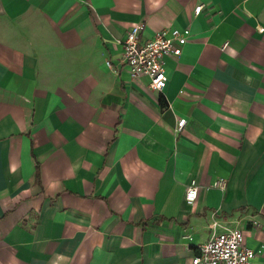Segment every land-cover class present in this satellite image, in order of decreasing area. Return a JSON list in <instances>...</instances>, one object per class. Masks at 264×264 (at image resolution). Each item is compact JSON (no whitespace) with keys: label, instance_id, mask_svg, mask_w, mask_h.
<instances>
[{"label":"crops","instance_id":"0c3cea01","mask_svg":"<svg viewBox=\"0 0 264 264\" xmlns=\"http://www.w3.org/2000/svg\"><path fill=\"white\" fill-rule=\"evenodd\" d=\"M139 21L189 28L162 91L116 60ZM226 228L264 243V0H0V264H192Z\"/></svg>","mask_w":264,"mask_h":264},{"label":"built area","instance_id":"2783aa9c","mask_svg":"<svg viewBox=\"0 0 264 264\" xmlns=\"http://www.w3.org/2000/svg\"><path fill=\"white\" fill-rule=\"evenodd\" d=\"M202 8L203 4H197L194 12L199 13ZM144 26L143 21L134 22L122 38L114 39L113 43L120 45V53L116 60L127 66L131 78L146 75L149 78L148 86L153 90L162 91L167 80L165 57L181 53L182 46L189 36V28L187 26L182 29L163 28L156 30L150 38H141L140 33ZM227 45V42H224L222 48ZM105 64L109 68H114L110 59H106ZM185 123L184 117H178L174 130H180ZM212 185L222 190L226 185V178L218 177ZM198 187L194 179L186 185L187 203L193 202ZM252 222L258 225L256 220ZM215 224L216 221L213 220L211 226ZM196 247L197 253L191 258L192 264H254L255 256L264 250V243L255 250L244 242L241 229L226 228L220 232L213 231L206 241L198 243Z\"/></svg>","mask_w":264,"mask_h":264}]
</instances>
